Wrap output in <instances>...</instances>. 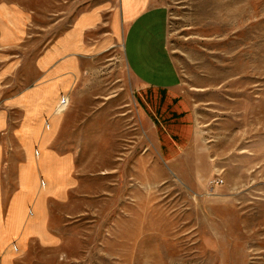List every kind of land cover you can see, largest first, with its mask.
<instances>
[{
  "label": "rangeland",
  "instance_id": "1",
  "mask_svg": "<svg viewBox=\"0 0 264 264\" xmlns=\"http://www.w3.org/2000/svg\"><path fill=\"white\" fill-rule=\"evenodd\" d=\"M6 1L29 12L37 60L76 16L100 15L62 128L77 177L54 218L64 244L29 264H264V0H154L169 11L195 120L175 168L155 147L121 38L112 44L118 0Z\"/></svg>",
  "mask_w": 264,
  "mask_h": 264
},
{
  "label": "crops",
  "instance_id": "2",
  "mask_svg": "<svg viewBox=\"0 0 264 264\" xmlns=\"http://www.w3.org/2000/svg\"><path fill=\"white\" fill-rule=\"evenodd\" d=\"M118 1L112 44L121 38L155 147L175 168L191 146L195 120L169 50V11L154 0ZM29 19L28 11L0 0V264H29L37 249L62 251L54 218L66 213L77 183L62 128L68 95L82 82L85 34L100 15L76 16L38 60Z\"/></svg>",
  "mask_w": 264,
  "mask_h": 264
}]
</instances>
